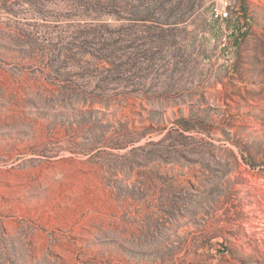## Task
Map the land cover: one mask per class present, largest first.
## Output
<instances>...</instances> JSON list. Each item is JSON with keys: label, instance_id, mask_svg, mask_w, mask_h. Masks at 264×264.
Returning a JSON list of instances; mask_svg holds the SVG:
<instances>
[{"label": "rangeland", "instance_id": "374dc122", "mask_svg": "<svg viewBox=\"0 0 264 264\" xmlns=\"http://www.w3.org/2000/svg\"><path fill=\"white\" fill-rule=\"evenodd\" d=\"M0 264H264V0H0Z\"/></svg>", "mask_w": 264, "mask_h": 264}, {"label": "built area", "instance_id": "2783aa9c", "mask_svg": "<svg viewBox=\"0 0 264 264\" xmlns=\"http://www.w3.org/2000/svg\"><path fill=\"white\" fill-rule=\"evenodd\" d=\"M217 14L222 16H227V11L223 8H221L220 10L217 11Z\"/></svg>", "mask_w": 264, "mask_h": 264}]
</instances>
